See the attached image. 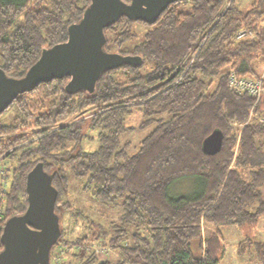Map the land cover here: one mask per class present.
Segmentation results:
<instances>
[{
    "label": "trees",
    "instance_id": "obj_1",
    "mask_svg": "<svg viewBox=\"0 0 264 264\" xmlns=\"http://www.w3.org/2000/svg\"><path fill=\"white\" fill-rule=\"evenodd\" d=\"M235 1H175L154 23L122 15L104 28V48L141 63L103 71L90 92H66V74L15 96L0 113V233L5 219L26 209V174L40 161L58 190L61 233L49 264H219L220 227L264 216V123H245L234 154L231 122L246 121L253 100L227 87L229 70L257 77L264 66V0L246 10ZM88 2L0 0L6 76H23L43 47L65 41ZM240 27L255 36L235 40ZM261 104L264 95L254 112ZM133 114L142 117L137 128L153 125L130 153L131 141L120 137L134 129L125 124ZM214 129L223 139L206 154L201 143ZM92 139L97 145L85 149ZM67 167L91 199L118 215L106 223L83 217L66 197ZM186 177L196 191L173 194V182ZM236 250L264 264L262 240L241 238Z\"/></svg>",
    "mask_w": 264,
    "mask_h": 264
},
{
    "label": "water",
    "instance_id": "obj_2",
    "mask_svg": "<svg viewBox=\"0 0 264 264\" xmlns=\"http://www.w3.org/2000/svg\"><path fill=\"white\" fill-rule=\"evenodd\" d=\"M179 0H89L82 17L68 25L67 37L50 47H43L40 56L23 76H6L0 67V113L21 92L32 90L39 82L69 78L66 92L93 91L105 70L141 63L139 55L121 54L104 48V28L122 15L131 20L154 23L168 4ZM222 131L214 129L203 139L201 149L206 154L219 151ZM26 209L5 219L0 233V264H49L52 246L61 233L59 216L55 212L58 190L52 175L40 161L26 174ZM99 260L96 264H101Z\"/></svg>",
    "mask_w": 264,
    "mask_h": 264
},
{
    "label": "rangeland",
    "instance_id": "obj_3",
    "mask_svg": "<svg viewBox=\"0 0 264 264\" xmlns=\"http://www.w3.org/2000/svg\"><path fill=\"white\" fill-rule=\"evenodd\" d=\"M253 0H236V4L246 10L248 6ZM264 26V19L261 22V27ZM264 28V27H263ZM255 32V31H254ZM264 65V62L263 64ZM264 68V66H263ZM262 68V69H263ZM230 71V70H229ZM228 71V72H229ZM262 71V70H261ZM260 71V72H261ZM259 72V73H260ZM253 116L250 121L255 118L257 121L264 123V104H261V107L256 112L258 113L257 116L253 109ZM142 117L140 114H133L128 116L125 124L133 126V130H129L126 133H123L120 137L121 140H130L131 146L128 149V152L134 153L138 148L139 141L142 137H144L148 132L153 124H149L146 126H142L137 128V124ZM232 132L237 133V125L232 124ZM261 146L262 150L264 151V136L261 138ZM97 145L94 139L90 141H84L83 147L85 149L92 150ZM235 149V148H234ZM264 165V163H263ZM66 177H68V184H67V194L66 197L73 205L74 208H77L81 211V215L84 217H88L92 220H98L99 222L106 223L108 219L114 218L118 215L119 210L116 207L112 206H105L98 203L96 200L90 198V196L84 192L81 188V181L77 177H75L72 172H70V168L67 167ZM197 185L196 182L193 183L190 177L186 178H179L173 182L172 185V193L173 194H191L192 192L196 191ZM262 192L264 194V185L262 187ZM264 198V195H263ZM71 221L64 220L63 224L64 227L67 228ZM211 226H205V230H210ZM213 228V227H211ZM221 228V235L223 240V255L218 261L219 264H255L254 258L250 255L249 250H246L244 254H239L236 250L238 242L241 238L249 237L253 239H260L264 242V216H261L255 225H223ZM75 229H71L69 232H73ZM54 246V245H53Z\"/></svg>",
    "mask_w": 264,
    "mask_h": 264
},
{
    "label": "built area",
    "instance_id": "obj_4",
    "mask_svg": "<svg viewBox=\"0 0 264 264\" xmlns=\"http://www.w3.org/2000/svg\"><path fill=\"white\" fill-rule=\"evenodd\" d=\"M254 36H255V32L251 28L248 29V28L240 27L236 31L235 40L238 41V40H242V39H246V38L254 37ZM227 87L238 95H240V93H246L253 100L252 105L248 110L249 115H248L247 120L241 123H238L236 121L231 122V124L237 125L238 127L237 133H236L237 139H236V143L234 146L235 147L234 154H235V152L238 149L237 144L240 138V135H239L240 131L242 127L245 125V123L250 121V119L253 116L252 111L255 105L259 102L261 97L264 95V68L262 69V71L259 73L257 77H248L242 74L238 75L234 70H230L227 74ZM1 172H2V169H1ZM0 219H1V215H0ZM96 250L99 256H103L106 252V250L99 245L98 247H96Z\"/></svg>",
    "mask_w": 264,
    "mask_h": 264
},
{
    "label": "crops",
    "instance_id": "obj_5",
    "mask_svg": "<svg viewBox=\"0 0 264 264\" xmlns=\"http://www.w3.org/2000/svg\"><path fill=\"white\" fill-rule=\"evenodd\" d=\"M256 115L258 114L257 112L255 113ZM258 116V115H257ZM259 117V116H258ZM263 151V150H262ZM264 152V151H263Z\"/></svg>",
    "mask_w": 264,
    "mask_h": 264
}]
</instances>
